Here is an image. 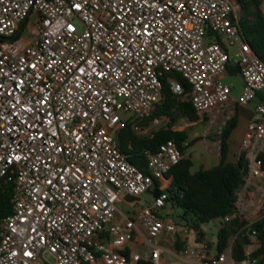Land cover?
I'll list each match as a JSON object with an SVG mask.
<instances>
[{
    "label": "built area",
    "instance_id": "obj_1",
    "mask_svg": "<svg viewBox=\"0 0 264 264\" xmlns=\"http://www.w3.org/2000/svg\"><path fill=\"white\" fill-rule=\"evenodd\" d=\"M238 11L232 0H0V186L14 185L12 213L0 224V264H170L169 257L178 264H259L255 243L239 262L229 250L208 252L206 239L198 248L182 239L175 253L163 245L190 233L165 215L166 194L140 209L125 197L140 201L156 184L164 189L182 155L167 141L147 156L144 173L116 143L129 122L138 134L148 131L139 123L159 103L166 73L190 85L197 122L264 93V58L242 39ZM32 13L36 27L11 39ZM230 50L243 81L238 100L221 82ZM168 87L184 95L178 81L168 79ZM240 151L248 176L236 210L250 226L264 199L257 161L264 101ZM121 202L134 218L119 212Z\"/></svg>",
    "mask_w": 264,
    "mask_h": 264
},
{
    "label": "trees",
    "instance_id": "obj_2",
    "mask_svg": "<svg viewBox=\"0 0 264 264\" xmlns=\"http://www.w3.org/2000/svg\"><path fill=\"white\" fill-rule=\"evenodd\" d=\"M232 1L239 7L238 23L242 39L256 56L264 58V12L261 9L264 0ZM215 41L222 44L218 37ZM233 55L230 54L226 73L227 75H240L238 63L232 61ZM168 79L176 80L184 87L183 96H176L169 90ZM162 82L161 99L154 112L150 118L139 123L143 129H148V131L138 134L129 122L116 136L118 149L139 170L147 173V156L156 153L165 142L173 141L182 159L165 175L168 181L167 186L161 190L159 184H156L149 193L154 197L161 193L166 194L164 209L169 207L178 211L176 217L179 225L195 233L196 243H202L205 239L202 226L220 219L221 224L216 235L214 249L208 245V252L213 250L220 254L231 249L233 260L239 262L245 258V247L255 243L257 248L252 256L258 258L259 264H264V199L259 218L250 226L236 210L237 192L248 176V162L244 154L238 155L234 161H228L229 140L238 124V106L235 107L234 115L226 120L220 129L218 165L211 168L201 167L198 171L191 172L193 163L185 156L190 147L188 133L184 129L173 130V127L181 121L192 123L199 120L189 100L188 94L191 92V87L176 73H166ZM258 96L260 101H264L263 93H259ZM154 120H159L160 123L153 126ZM257 161L260 163L261 170L264 171L263 153L257 156ZM13 193L12 183L0 186V224L12 213ZM226 217L231 218L225 221ZM252 232H255L254 236ZM182 244L181 237H178L174 246L177 252L182 250Z\"/></svg>",
    "mask_w": 264,
    "mask_h": 264
},
{
    "label": "rangeland",
    "instance_id": "obj_3",
    "mask_svg": "<svg viewBox=\"0 0 264 264\" xmlns=\"http://www.w3.org/2000/svg\"><path fill=\"white\" fill-rule=\"evenodd\" d=\"M262 11L264 12V1L261 7ZM239 14V11H238ZM35 14L32 13L28 20L24 23L22 30H21V36H25V38L28 36L29 28L36 27V23L34 21ZM78 28H80V25L78 22L75 23ZM208 42V40H207ZM234 63L237 62L235 58L232 60ZM221 82L224 85L231 86V94L230 97L234 98L235 100H238V98L241 95L242 89H243V81L240 77V75H224V77L221 79ZM259 96L258 94L253 99L252 102L249 103L248 107H252L254 104H258ZM235 111H230L229 109H226L222 114L218 115V119L214 118V113L210 116H208L207 119H204L202 122H195V123H189L185 124V126H181V128L188 133V143L190 144V147L187 149L185 156L190 158L193 166L191 168V172L198 171L201 167L203 168H211L213 167L217 161L219 156V132L222 126L224 125L225 121L231 118L234 115ZM121 118L127 117V114L120 113ZM184 125V124H183ZM244 126V122L240 119L239 120V128L235 131V137L239 139L241 134V129ZM193 140H197L196 142H192ZM192 142V144H191ZM141 200L139 202H133L130 204L131 207L134 208H146L149 206L153 201V196L151 193H145L140 198ZM117 208L119 212L123 215H125L128 218H134V214L132 210L125 204V203H118ZM178 211H175L171 208L165 209V215H168V217L172 218L175 222L179 224V221L176 217V214ZM221 220L216 219L213 220L205 225L202 226L203 232L206 234L207 238V244L211 246L214 249V243L216 242V235L220 228ZM178 235V234H177ZM175 236L174 238L166 237L167 241H163L162 244L165 245L170 250H175V242L174 239L178 236ZM195 233L190 232L188 235L182 236V239H186L187 245L190 248H198L197 244H195ZM139 251L142 250V248H138ZM170 264L176 263V261L172 258H168Z\"/></svg>",
    "mask_w": 264,
    "mask_h": 264
},
{
    "label": "crops",
    "instance_id": "obj_4",
    "mask_svg": "<svg viewBox=\"0 0 264 264\" xmlns=\"http://www.w3.org/2000/svg\"><path fill=\"white\" fill-rule=\"evenodd\" d=\"M230 54H234V50H230ZM227 74V73H226ZM225 74V75H226ZM224 77V75L222 76V78ZM264 94V93H263ZM232 100H235L234 98L231 97ZM260 101V100H258ZM259 103V102H258ZM238 106V105H237ZM256 104H254L252 107H243V106H238V124H237V128H239V120L241 119L243 122H244V126L241 129V134H240V137L239 139H237V137H235V131L236 129L233 131V133L231 134V137H230V151H229V154H228V161H234L235 158L242 154L241 151H240V143L246 133V129H247V124L248 122L254 118V108H255ZM194 123V122H193ZM219 163V156H218V161L217 163L214 165H218ZM213 166V167H214ZM207 236L205 234V239L207 240ZM215 245V243H214ZM172 252H177L176 250H171ZM230 253H231V249H229ZM176 261V260H175ZM174 264H178V262L176 261V263Z\"/></svg>",
    "mask_w": 264,
    "mask_h": 264
},
{
    "label": "water",
    "instance_id": "obj_5",
    "mask_svg": "<svg viewBox=\"0 0 264 264\" xmlns=\"http://www.w3.org/2000/svg\"><path fill=\"white\" fill-rule=\"evenodd\" d=\"M23 23H24V21L20 24V28H19L18 32L16 33V35L13 38H11V39H16L18 37L19 32H20V30H21V28L23 26ZM125 200L128 201V202H138L139 201V198H137V197H131V196H126L125 197Z\"/></svg>",
    "mask_w": 264,
    "mask_h": 264
}]
</instances>
